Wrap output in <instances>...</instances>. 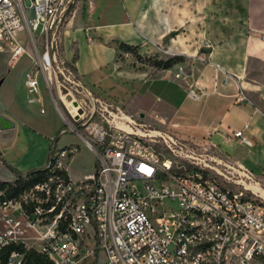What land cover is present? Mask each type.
I'll return each instance as SVG.
<instances>
[{
  "label": "built area",
  "instance_id": "2783aa9c",
  "mask_svg": "<svg viewBox=\"0 0 264 264\" xmlns=\"http://www.w3.org/2000/svg\"><path fill=\"white\" fill-rule=\"evenodd\" d=\"M93 4L0 0V53H8L12 65L30 55L28 101L40 102L46 113L44 85L64 121L59 133L80 140L52 144L49 175L16 198L1 199L0 251L21 244L55 264H264V194L253 187L259 184L255 175L209 139L207 146L135 119L91 90L75 59L66 56L68 20ZM22 28L30 47L16 36ZM187 74L180 67L175 77ZM187 93L195 100L211 94L201 88ZM248 127L233 131L245 144L252 143ZM81 143L93 152L95 170L75 180L59 170ZM178 158L188 166H175ZM7 264L29 262L24 252L12 251Z\"/></svg>",
  "mask_w": 264,
  "mask_h": 264
},
{
  "label": "crops",
  "instance_id": "0c3cea01",
  "mask_svg": "<svg viewBox=\"0 0 264 264\" xmlns=\"http://www.w3.org/2000/svg\"><path fill=\"white\" fill-rule=\"evenodd\" d=\"M182 2L123 0L124 10H121L112 0L94 1L87 13L78 9L68 20L64 43L66 40L77 43L76 66L86 77L110 62L115 68L121 64L118 56L124 51L116 40L139 45L145 50L158 45L165 47L164 37L168 33L188 26L190 31L172 37L167 47V52L189 55L186 63L158 70L157 76L152 75L155 70L151 66L119 67L117 72L132 79L131 89L144 88V92L151 94L160 105L161 109L154 110L145 121L147 124L171 128L182 137L194 140L209 139L219 145L235 166L253 170L264 179L261 135L264 131V0H240L238 3L244 9L222 8L217 20L213 0H191L188 9ZM183 41L184 46L179 44ZM208 41L210 43L205 44ZM204 45L210 48L207 52L200 51ZM216 64L221 68L217 69ZM180 67L188 73L185 78L175 77ZM225 77H228L227 82H223ZM6 78V75L1 78V89ZM162 81H166L167 87L154 91ZM171 87H175L176 92L173 93ZM190 88H201L211 94L195 100L187 93ZM215 88L219 92H213ZM240 95L242 99L238 98ZM36 102L15 95L0 102V113L15 123L11 128H0V180L16 177L7 164L22 172L46 166L52 143L58 144L60 140L61 124L41 123L32 117ZM141 110L143 108L136 111ZM144 114L140 115L143 119L147 117V113ZM245 123H249L245 134L251 144L240 142L233 133ZM77 159L74 154L65 165L69 176L75 180L89 174L72 175Z\"/></svg>",
  "mask_w": 264,
  "mask_h": 264
},
{
  "label": "rangeland",
  "instance_id": "374dc122",
  "mask_svg": "<svg viewBox=\"0 0 264 264\" xmlns=\"http://www.w3.org/2000/svg\"><path fill=\"white\" fill-rule=\"evenodd\" d=\"M94 1L96 3L97 0ZM182 1H183L182 2L183 7L188 9L191 0H182ZM25 2L27 5H29L31 0H25ZM122 2L123 0H112V3L114 5L120 7L121 10L122 9L124 10V4H122ZM238 2H240V0H213V4L215 7L214 14L216 16L215 19L217 20L221 16L219 10L222 8L236 7L239 10L244 9L243 6H241L240 3ZM88 9L89 8L86 7L82 11L87 13ZM205 10L201 12H204ZM30 15L31 16L33 15L32 11H30ZM80 16L81 15L78 14V17ZM208 17L212 19L211 15H209ZM119 19H121V16H119ZM189 31L190 30L188 26H183L178 31V33L184 34ZM16 36L18 39L23 40L28 47H30V38L25 36L23 28L19 30ZM171 42H172V37H170L167 42H164L165 47H163L162 45H158L155 47H148L147 50L138 47V48H134L132 52H124L123 54L118 56V61H121V64L118 65V67L115 68L113 63L110 62V64L103 67L101 70L95 71L94 73L86 77H83V80L89 86V88L93 90L95 93L99 94L104 98L111 99L115 103L122 106L126 112L132 113L135 119L145 123V121L149 119L150 114L155 113L154 110L157 111L161 109L160 105L156 102L155 98L151 94L144 92V88L135 89V90L131 89L132 79H130L126 75L119 74L117 70L119 69V67L121 69H126V68L140 69V68H148L151 66L152 69L155 70L154 72H152V75L154 74L155 76H157L158 70H163L165 68H162V66H157L155 64L156 60L167 59L174 55H183L184 60L177 62L174 65H178L180 63H186L189 60V55L184 53L167 52V47ZM208 43L210 42L208 41L205 44ZM64 44L66 49V56L72 59L73 56L72 57L69 56L71 53L73 54L74 51L78 49L77 43H74L72 41L67 42L66 40ZM179 44L182 46L185 45L184 41L179 42ZM209 49L210 48L207 47V45H204L200 48V51L207 52ZM9 59H10V55L8 53H0V80L5 75L7 77L2 86V89L0 88V102L1 100L5 102L8 101L10 97H12L13 95L17 96V98H21V99L23 98L26 100L28 98V90L25 85V71L30 66L32 59L30 55L24 54L13 65L11 64V62H9ZM166 84H167L166 81L159 82L158 86L154 89V91L161 90L166 86ZM135 86H137L136 83ZM170 89L173 93L176 92L175 87H171ZM42 91L44 96L43 103L46 108V113H41L40 111L41 104L36 102L33 104L34 109H33L32 117L38 122L41 123L50 122L56 125L61 124L62 127L64 125V121L60 118L59 114L57 113L52 100L48 99L44 85L42 87ZM141 108H143L141 112L136 111V110H140ZM140 113H147V117L143 119L140 116ZM58 135L60 136V140H58V146H63V144H67L69 142H80V140L73 133L70 132L62 133V134L59 133ZM261 135L264 140V131L262 132ZM195 141L199 142L200 144L204 143V145L207 146L211 144L208 140L205 139L195 140ZM202 146H200V148L198 146L199 151H203ZM158 149L165 156L168 155L167 154L168 149L164 145H159ZM76 154L78 156V159L76 163H74L73 166L74 168L72 167L73 168L72 175H74V177L77 174L82 177V175L85 174L86 172L91 173L95 170V166H93L94 154L88 147H86L83 143H81L80 149L78 152H76ZM177 160L178 161H174L175 166L179 163L188 166L187 162H185L184 160L182 159L179 160V158ZM65 161L67 160L65 159ZM176 168L177 167H175L174 169ZM251 171L254 174L253 170ZM254 175H255V180L259 182V184L257 185L264 189V179L258 177L259 175L256 172ZM244 179L246 181V184L248 185H251V183H255L253 181L251 182V180L249 179L246 178Z\"/></svg>",
  "mask_w": 264,
  "mask_h": 264
},
{
  "label": "trees",
  "instance_id": "16d2710c",
  "mask_svg": "<svg viewBox=\"0 0 264 264\" xmlns=\"http://www.w3.org/2000/svg\"><path fill=\"white\" fill-rule=\"evenodd\" d=\"M177 34H178V30L171 31L164 37V42H167L170 37H175ZM116 42L118 44V47L124 52H132L134 48L140 47L139 45L130 44L125 41L116 40ZM73 58L74 59L78 58L77 52L74 53ZM183 60H184L183 55H174L167 59L156 60L155 64L157 66H162V68L168 69L171 68L175 63ZM52 144H55V142H53ZM7 166L15 173L16 177L13 180H0V201L4 197H8V198L18 197L19 194L23 192L26 188H29L33 184L41 181L51 172V166L49 165L32 168L26 172L17 170L15 167H13L10 164H7ZM59 172L68 176V172L64 168L60 169ZM12 251L24 252L29 264H55L46 255L37 252L34 249H26L21 244H12L3 248L0 251V258H1L0 264L8 263L9 254Z\"/></svg>",
  "mask_w": 264,
  "mask_h": 264
},
{
  "label": "water",
  "instance_id": "95a60500",
  "mask_svg": "<svg viewBox=\"0 0 264 264\" xmlns=\"http://www.w3.org/2000/svg\"><path fill=\"white\" fill-rule=\"evenodd\" d=\"M3 82V79L0 80V84ZM72 98L71 95H67L66 96V99L67 100H70ZM141 116H144L145 114L144 113H141L140 114ZM15 126V123L10 120L7 116H5L4 114L0 113V128L1 129H8V128H11Z\"/></svg>",
  "mask_w": 264,
  "mask_h": 264
},
{
  "label": "bare ground",
  "instance_id": "6f19581e",
  "mask_svg": "<svg viewBox=\"0 0 264 264\" xmlns=\"http://www.w3.org/2000/svg\"><path fill=\"white\" fill-rule=\"evenodd\" d=\"M253 187H254V189H259V190L262 191V193L264 194V189L261 188L260 186L257 185V187H256V186H253Z\"/></svg>",
  "mask_w": 264,
  "mask_h": 264
}]
</instances>
